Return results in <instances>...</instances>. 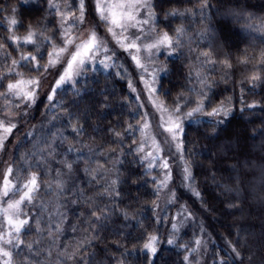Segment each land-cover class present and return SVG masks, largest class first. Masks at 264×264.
I'll use <instances>...</instances> for the list:
<instances>
[{"label":"trees","instance_id":"obj_1","mask_svg":"<svg viewBox=\"0 0 264 264\" xmlns=\"http://www.w3.org/2000/svg\"><path fill=\"white\" fill-rule=\"evenodd\" d=\"M58 1L75 10L76 0ZM152 6L173 48L163 57L159 98L171 106L196 71L207 85L206 116L183 123L182 153L198 193L189 202L219 241L209 264H264V0H153ZM45 15L24 0H0V120L15 124L1 150L0 177L6 169L17 181L21 174L36 177L35 193L22 205L26 223L12 264H51L26 251L39 225V193L58 187V179L65 183L62 243H69L60 264H197L194 233L175 232V206L163 208L160 173L141 157L143 111L118 64L85 70L49 103L43 96L9 116L3 110L13 99L8 83L41 84L47 74L46 55L12 39H23ZM217 109L223 111L209 115Z\"/></svg>","mask_w":264,"mask_h":264},{"label":"rangeland","instance_id":"obj_2","mask_svg":"<svg viewBox=\"0 0 264 264\" xmlns=\"http://www.w3.org/2000/svg\"><path fill=\"white\" fill-rule=\"evenodd\" d=\"M30 6H41L46 9L44 18L31 30L35 33L33 36L34 43H24L20 39L18 44H23L27 50L36 49L39 55H46L44 66L47 69V74L40 79H21L24 81L37 80L38 85L27 86L28 89L35 92L34 102H29L23 98L13 95V99L9 100L3 107L9 116L14 114V110L20 108L23 103L34 104L38 103L41 97L45 96V100L49 103L53 99L56 90L69 84H74L85 72V70L96 67L106 68L111 64H118L125 70L129 77V81L133 92L143 111V119L141 122L142 139L140 144L141 157L151 168L156 169L160 174V181L164 188L163 208L167 205H173L172 219L174 220L173 227L177 234L182 231H191L194 233L193 240L197 253V264H209V254L219 241L217 240L215 230L211 229L204 218L203 214L194 210L189 198L198 199V193L195 189L191 171L183 158L182 147V125L184 122L192 119L204 118L206 116L207 107V85L202 73L197 72L192 76L187 89L181 93L171 106H167L158 96L159 80L165 71L163 57H170L173 53L171 46L160 45L158 48L146 50L145 46L155 44L164 33L158 31L156 27V15L153 10V0H144L146 7H140L136 13V20L139 21L134 27L126 25L124 28L115 27V36L108 32L107 24L99 18L96 11V0H84L83 23H76V17H79L80 0H76L75 10L71 12L67 6L63 5L58 0H24ZM91 7H89V4ZM55 4L56 7L52 5ZM74 14V15H73ZM144 21H147L146 23ZM76 38L75 43H80L87 39L90 32H95L99 41L102 42V47L94 53H89L88 57H84L85 63L77 67L73 66L69 77H65L63 82H60L57 87V82L64 76L67 69V64L71 57L70 52L73 51L75 44L68 45L65 43V37L69 34ZM28 35V33L26 34ZM24 35V37L26 36ZM23 37V38H24ZM135 42L140 51L135 48L122 47L121 45H129ZM64 47L67 52L60 53L59 59L53 66L49 61L55 58L59 49ZM133 55L138 56L144 68L138 67L136 61L133 60ZM205 60L204 62H206ZM147 69V70H145ZM50 85V88L47 86ZM54 93V94H53ZM51 97V98H49ZM199 108L200 111H195ZM188 113H192L191 116ZM2 119V118H0ZM170 121L178 124L179 127L172 128V132L166 130ZM147 125V126H146ZM175 133V139H173ZM179 145V150L177 149ZM0 149V154H1ZM150 154V155H149ZM167 161L168 167L162 165ZM185 167L188 172H185ZM52 169V168H51ZM17 181L11 178V171L6 169V172L0 177V237L11 239V244H4L0 240V246L10 252V257L0 256V264H5L6 260L12 264V248L20 238V232L24 229L25 224L20 231H15V228L8 223L11 216L14 223L25 221L22 216V205L27 199L23 200L19 208L9 209L8 204L15 203L21 200L23 193L27 191L24 188L25 184H29L33 176ZM35 177V176H34ZM168 177L167 179H165ZM36 178V177H35ZM5 180L10 182L8 196H3V187ZM58 187H43L39 193L38 205L40 207L39 225L32 231L31 238L28 239L29 250L28 255H33L38 258L39 255L44 257L41 262L51 264H60L63 261V255L67 253V243L64 239L66 247L62 250V234L64 216L61 203V187L65 186L63 181L54 180ZM34 190L30 193L31 198L35 193ZM182 194V196H180ZM199 211L204 210L199 204H196ZM162 208V209H163ZM35 210V209H34ZM205 213V211H203ZM205 215V214H204ZM34 234V235H33ZM45 241L42 246V241ZM199 241V243H197ZM38 247H42L41 249ZM32 249V250H30ZM36 250L35 253H32ZM44 250V252H42ZM44 253V254H43ZM68 256V255H67ZM70 256V255H69ZM68 256V257H69ZM22 264H29L23 262Z\"/></svg>","mask_w":264,"mask_h":264},{"label":"snow or ice","instance_id":"obj_3","mask_svg":"<svg viewBox=\"0 0 264 264\" xmlns=\"http://www.w3.org/2000/svg\"><path fill=\"white\" fill-rule=\"evenodd\" d=\"M52 6L56 7L55 4H53ZM146 6L147 5L144 3V0H96V11L99 14V18L102 21H105L107 24L111 25L110 27H108L107 30L108 32L112 33L113 36H115L116 33L112 26L124 28L126 25H131L134 27L137 23H139V21L136 20V13L138 9L140 7H146ZM78 10L81 13V15L75 18L76 23H83L84 0H80ZM144 22L146 23L147 21H144ZM8 23L10 26L14 27L15 25H17L18 21L17 19L13 17L9 19ZM66 33H69V30H66ZM34 35H35L34 32L29 31L28 35H26L23 38V42L24 43H34V40H33ZM12 39L16 42H19L20 40V38L16 36H13ZM75 40L76 38L71 37L70 33L65 37V43L68 45L75 44V47L73 51L69 53L71 59L67 64V69L64 72V76H62L60 78V81L57 82V85H56L57 87H59L60 82H63L65 77L70 78V74L72 72L74 65H76L77 67L82 66L85 63L84 57H88L89 59H91V57L89 56V53H94L95 51H98L103 46L102 42L99 41L94 31L90 32L88 34L87 39L82 40L80 43H75ZM165 44L168 46H171V38L168 36L167 33H164L163 36L159 40H157L155 44L146 45L145 48L146 50L150 51L152 48H158L160 45H165ZM121 46L126 47V49L135 48L137 52L140 51L139 47L136 45L134 41L129 45L122 44ZM67 51L68 49L61 47L59 49V52L56 53L55 58L51 59L49 63L54 66L57 60L59 59L60 53H64ZM132 58L133 60L136 61V64L138 67L144 68V65L141 63L138 56L133 55ZM21 59L34 61L36 60V57L35 56H31V57L21 56ZM12 64L16 65V61L13 60ZM36 67L38 68L39 65H36ZM11 74L12 73L10 72L9 75ZM16 75H19V73H16ZM258 78L259 77L257 76L252 77V79H258ZM0 79H3V78L0 77ZM38 84H39V81L37 80H28V81L20 80L16 83H8L7 89L9 93H12L13 95L17 97L23 98L24 100L29 101V102H34L35 92L33 90L28 89L27 86L38 85ZM195 111H200V109L197 108L195 109ZM221 111H223V109H217L215 112L209 113V115H219ZM191 114L192 113H188L189 116H191ZM170 124L172 126H169L168 128H166V130L169 132H172L173 126L179 127V125L175 124V122L170 121ZM13 128H15V124L11 123L10 121L5 122L4 120H0V149L3 148L4 140L12 132ZM175 135L176 134L173 133V139H175ZM177 149L179 150V145H177ZM162 166L164 168H167L168 167L167 161H165ZM185 172H188L187 167H185ZM167 178L168 177H166L165 179ZM9 185H10V182L5 180L4 187H3V196L5 197L8 196L9 194ZM35 185H36V178L33 176L30 183L24 185V188L27 189V191L23 193L21 200L16 201L14 204L13 203L8 204V208L9 209L19 208L20 203L25 199L30 201L31 200L30 193L34 190ZM8 223L15 228V231L19 232L21 227L26 223V221H19V222L14 223L12 217L10 216L8 219ZM0 240H2L4 244L12 243L11 239H4L3 237H0ZM151 240L154 241L155 237H152ZM169 243H171V241H169ZM197 243H199V241H197ZM145 247L152 248V243L145 245ZM10 255L11 254L9 251L5 250L2 246H0V256L10 257ZM5 264H11L10 259L6 260Z\"/></svg>","mask_w":264,"mask_h":264}]
</instances>
